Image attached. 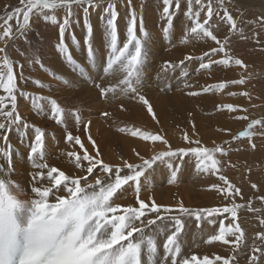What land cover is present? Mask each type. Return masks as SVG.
<instances>
[{"label":"snow or ice","instance_id":"obj_1","mask_svg":"<svg viewBox=\"0 0 264 264\" xmlns=\"http://www.w3.org/2000/svg\"><path fill=\"white\" fill-rule=\"evenodd\" d=\"M120 2L123 4L124 0ZM116 3L117 0H19V6L11 11L6 9L5 14L0 16V92L3 93L0 95V133H4L0 135V141L3 142L0 159L7 162L6 168L0 164V264H238L236 256L246 239L238 214L242 208H247L249 212H258L260 209L254 208L251 200L246 204L237 203V197L243 199L242 190L223 174L226 162L222 158L228 156L231 151L224 145L247 138L249 145L254 149V129L257 126L264 129V119H251L243 131L232 135L231 141H213V147L201 143L192 120H189L191 133L181 130L180 136L181 141L188 147L173 148L166 135L138 127H117L116 132L137 138L153 148L158 144L162 146L163 150L153 151L148 158L142 155L138 148L132 147L131 152L139 163L130 162L123 156L117 163L105 162L96 140L90 134L91 121H88L83 123V132L87 135L91 152L80 135H74L71 131L65 132V143L71 147L62 150L60 154L80 172L66 174L45 160V131L26 121L18 112V98L30 99L31 107L37 116L54 120L57 125L64 124L65 110L56 99L28 93L19 87L20 83L28 84L23 75L24 64L11 59L9 50L12 49L25 57L29 67L38 65L52 81L71 87L70 79L47 68L42 62L39 55V41L42 38L39 32L36 33L37 43L34 50L33 41L28 39L27 34L32 31L33 18L36 23L43 21L45 25L57 27L58 41L54 46L57 54L65 65H70L71 69L83 78L87 69L73 58L67 43L70 39L73 47L80 45L73 26H80L82 21V42L89 66L99 61L102 79L119 77L116 83L108 86L95 84L100 96L107 99L109 94L116 96L119 92L130 102L146 108L151 119L159 123L152 104L139 91L142 87V70L146 64V45L150 38L144 20L143 0L140 12L136 11L133 0H127L122 29ZM231 3L232 0H162L164 38L170 37L176 27L175 19L182 6L186 5L183 15L190 24L182 22L180 42L188 43L192 39L213 44L200 56L185 55L177 63L165 61L161 67L163 74L175 73L180 69L183 76L187 77L188 72L184 71L186 62L192 61H198V67L195 69L197 73L206 72L209 76L212 75L214 66H221L227 71L233 67L247 69L245 62L232 54L230 45L233 37L249 39L245 36L244 28L240 27L241 24L258 23L264 27V15L257 17L255 21H244L231 14ZM101 4L105 5L99 13L105 55L98 58L93 47L95 30L91 13L98 10ZM77 10L82 16L78 15ZM61 11L62 18L58 16ZM14 20L15 28L12 23ZM224 27L226 34L221 38L218 33ZM257 36L258 33H252V39ZM18 41L28 45L27 55L18 47ZM14 67L21 70L19 79ZM246 83L247 78L242 71L239 78L207 84L199 91H188L186 95L226 92L228 96H247L250 100L251 96L247 92L228 91L231 87L243 86ZM31 84L39 89L53 88L52 83H44L39 79H32ZM184 87L191 88L192 85L185 83ZM119 107L121 111H128L124 104ZM216 108L217 111L227 110L228 113L248 111L247 108L233 104H221ZM72 115L79 131V114L73 112ZM100 115L107 119L113 116L110 111H102ZM235 118L245 121L249 119L247 115ZM21 129H31L33 133L27 145V160L33 169L28 173L32 181V198L26 201L19 199L16 194L21 191V186L10 179L14 171L12 154L18 152V149L10 144L7 133ZM260 134L264 135V132ZM188 156L195 159L197 173L217 177L218 182L209 185V190L217 192L228 203L222 206L190 208L186 207L182 200L177 201L173 207L160 205L153 198H149L150 202L141 198V178H147L146 174L157 162L171 170L169 183H174L182 162ZM227 166L236 167L231 163ZM97 171L101 175H96ZM92 177L95 179L92 180ZM126 185H135V206L114 203L116 196ZM251 188L258 190L256 183H252ZM258 199L264 203V196ZM212 217L223 218L218 220V231L204 242L209 245L214 242L230 245L232 255H213L211 258L208 255H183L181 239L186 219L200 222ZM259 224L264 226V218L259 219ZM161 237H164L162 256L159 255ZM256 239L264 242V232L256 233ZM247 259L248 264H259L260 260L264 259V247L254 245Z\"/></svg>","mask_w":264,"mask_h":264},{"label":"bare ground","instance_id":"obj_2","mask_svg":"<svg viewBox=\"0 0 264 264\" xmlns=\"http://www.w3.org/2000/svg\"><path fill=\"white\" fill-rule=\"evenodd\" d=\"M256 2L258 3V1ZM126 3L127 0H124L123 4L120 0H117L116 3L117 11L120 15L121 29L123 28L124 16L127 12ZM147 3V6H144L143 14L150 38L146 45V64L142 70V82L149 83V85L145 90L143 87L142 89L145 92V97L152 104L159 123H156L151 119L146 108L138 103L130 102L119 92H117L116 96L109 94L107 99H104L103 97L101 98L99 89L95 87L96 82L102 86H108L109 84L116 83L119 77L102 79L101 77L103 74L99 61L96 64L89 66V62H87V53L84 51L82 44V21L80 26H73L76 38L80 40V45L78 47H73L71 43L69 47L73 50V58L87 69L83 74V78L72 70L70 65H65L62 58L57 54L54 47L58 41L57 27L49 24L50 27L53 28L52 32H49L42 21V25L44 24L42 32L45 38V40L42 41L39 52L42 62L47 68L58 74L65 75L70 79L72 81L71 87H66L63 84H58L57 82L52 81L46 72L41 70L38 65L29 67L24 57L17 55L18 58L17 56L15 58V61L24 64L23 75L28 80L27 85L20 83L19 87L25 89L26 87H30L27 88L28 90L24 91L32 94H35L33 92L36 91L39 92L38 94L56 99L65 110L64 122L66 124L65 128H67L66 131H71L74 135H80L82 141L85 142V145L90 152L91 145L87 143V135L83 132V123L91 121L89 126L90 134L92 138L96 140L105 162L117 163L119 162V158L123 156L130 162L139 163L140 161L131 152L132 147L138 148L141 154L146 158L150 157L153 154V151L163 150L162 146L159 144L156 148H153L150 144L139 141L137 138L116 132V128L120 126L138 127L145 131L166 135V138L172 144L173 148H177L183 146L188 147V145L181 141L180 135L177 134L176 136V133L180 132L178 130H187L191 133L189 120H192L196 125L198 138L201 140V143L204 146L212 147L214 146L212 143L213 141L216 143H222L225 139L227 140V137L243 131L242 128H244L251 119L262 116V114H259V110L256 109L250 113V115L248 114L249 116L247 115L249 118L248 121H244V123L235 129H232L231 127L227 128L226 125L230 126L231 118L233 117H231V114L228 113L227 110L217 111L216 108L217 105L227 104L228 100H230L228 99L226 92L206 93L198 96H188L186 93L188 91H199L203 86L214 82H223L227 79L239 78L240 73L243 71V74L247 78V83L243 86L231 87L228 91H246L251 94L250 100L248 97L247 99H242L241 97L242 103L248 104V107H251L250 105H253L256 100L259 102L264 99L261 95L262 93L264 96V89H260L256 86L262 81L256 73H258L264 66V64H262L264 63V27H261L258 23L252 25L241 24L240 27L244 28L245 36L249 37V39L241 40L238 37H233L232 39L230 45L232 54L237 58H241L245 62L248 66L246 70L233 67L232 70L227 71L221 66H214L213 73L209 76L206 72L197 73L194 70L196 67L192 68L193 63L186 62L184 71L188 72L189 76L184 77L180 69H177L175 73L169 72L165 75L161 72V67L165 61L177 63L179 60L183 59L185 55L190 54L200 56L204 51H207L209 47L213 46V44L212 42L205 43L204 41H195L192 39H190L188 43L180 42L182 39L180 31L182 22L186 25L190 24L183 15L186 5L182 6L179 15L175 19L176 27L172 34L169 38H164L162 35L164 22L161 20V11L163 8L162 0H148ZM252 3H254V1ZM257 3H255V5ZM2 5L3 3H0V7ZM133 5L137 12H140L141 0H133ZM104 6V4H101L98 10L91 13V22L95 30L93 47L96 50L98 58L103 57L105 53L101 25L99 23V13L103 10ZM229 7L232 12V9L235 6L230 4ZM77 12L78 15L82 16V13L79 10H77ZM245 14L247 15L248 13L242 11L240 18H243V15ZM258 14L259 13L257 12L250 15L252 16L251 21H255V19L259 17ZM58 16L62 18L63 13H59ZM237 16L238 13H235L234 17ZM201 19H203V17H201ZM35 24V18H33L32 25L35 26ZM253 32L258 33V36L255 39H252ZM218 34L223 38L226 34V27L221 28ZM122 37L123 31L121 30V40L123 41ZM14 71L19 79L20 68L14 67ZM31 79H39L44 83H52L53 88L51 90L39 89L34 85L31 88ZM144 83H142V85H144ZM185 83L192 85V87L185 88ZM166 86L169 88H165ZM161 89L164 90L162 91ZM2 94L3 93L0 92V95ZM236 101L239 104L238 100H235L234 103H236ZM110 103L115 106H112ZM121 104H124L128 108V111H121L119 107ZM105 106L107 107L106 111H110L113 114L111 119L100 116V113L104 110ZM71 111L79 114L81 119L79 131H77L75 117L72 115ZM200 111L204 112L205 115L210 113V116L202 114L201 116L199 114ZM18 112L29 123L41 126L42 129L44 128L46 131L51 130L52 134H54V139L49 138L48 135L45 137L47 141V154L45 158H48L49 164L60 168L65 171L66 174H80L79 170L74 169V166L69 163L65 156H62L56 151L57 149L64 150L70 149L71 147L63 141V132L65 130L63 129L64 131L62 132L60 126L47 117L37 116L34 109L31 107V101H25L18 98ZM189 113H191V116H189ZM173 127H176L177 130H173ZM214 127L217 128L215 129L216 131L213 130ZM218 129H224L226 131H218ZM228 129H231V131L229 132ZM27 132L31 135L29 130H27ZM225 132L228 133L226 134ZM261 132H264V129ZM261 132L257 131L252 137V141L255 144L254 149L248 145L247 138L236 141L232 152L228 155V163L232 164L235 163L236 160L241 159L243 161L246 160L245 164L248 163V160L250 159L254 160V164L261 162L259 161V158H261L262 155L264 157V135H261ZM25 133L26 130L23 129L22 131L11 130L7 134L9 136L10 144L18 149V152L12 154V166L14 171L10 176V179L21 186V191L16 194L19 199L26 201L32 198V181L28 173L33 171V169L25 158ZM3 134L4 133H0V135ZM2 148L3 142L0 141V149ZM193 161H195L193 157H185L174 183H169L171 170L166 165L157 162V164L153 166V169L149 170L146 174L147 178H141V198L146 202H150L149 198H153L156 203L160 205L173 207L176 205L177 201L182 200L184 205L190 208L222 206L224 203H228L227 201H224L217 192L209 190V185L218 182L217 177L204 173H197L195 171V164L192 163ZM174 163L180 162L174 161ZM0 164H3L5 168L7 167V162L3 159H0ZM256 167H258V164ZM225 170L226 168L224 167L223 174L227 175L228 178L242 190L243 199L237 197V203L246 204L251 200L253 207L260 209L256 215H254L253 212L247 211V208H242L238 214L239 222L245 230L246 239L245 244L242 245L241 250L236 256V259L238 264H248L246 258L251 254L252 247L254 245L264 247V242L256 239V233L264 232V226H260L259 224V219L264 218V203L258 199V197L264 196V172L262 168L259 170H250L248 177L243 176V174L237 176L239 177L237 178L232 167L228 169V173ZM96 175H101V173L97 171ZM91 179L94 180L95 177H92ZM252 183L257 184L258 190L251 188ZM126 187L116 196L114 203L123 206L129 204L135 206V190L132 188V185ZM129 187L131 193H127V191L129 192ZM60 194L63 195L64 193ZM222 218L223 217L215 219L212 217L209 220H203L200 222L196 221V223L195 220L191 218L186 219L185 230L181 239L182 254L185 256L196 254L200 257L208 255L210 258L213 255H221L224 257L232 255L230 245H223L220 242H214L209 245L204 242L210 235L215 234L218 231V220ZM191 221L193 222L190 223ZM201 223L203 224L201 225ZM225 223H227V221H225ZM163 239L164 237H161L159 240L161 245L159 250L160 256L163 255ZM259 264H264V259L260 260Z\"/></svg>","mask_w":264,"mask_h":264},{"label":"rangeland","instance_id":"obj_3","mask_svg":"<svg viewBox=\"0 0 264 264\" xmlns=\"http://www.w3.org/2000/svg\"><path fill=\"white\" fill-rule=\"evenodd\" d=\"M5 1V2H4ZM147 1L148 0H143V3H144V6H147L146 4H148L147 3ZM237 1V2H236ZM247 1V2H246ZM250 1V2H249ZM254 1V3H252ZM256 1H258V3L256 2ZM141 2H142V0H141ZM234 2V3H233ZM0 3L2 4L3 3V5L0 7V16H3L4 14H5V11H6V9L8 10V11H11L12 9H14L15 7H17V6H19V0H0ZM252 3V4H251ZM255 3H257L256 5H255ZM232 5H234L235 7L232 9V12H231V14L234 16L235 15V13H238V16L237 17H240L241 15H242V11H244L245 13H248L247 15L245 14V15H243V18L241 17V19H245L244 21H248V19H249V21H251L252 19H251V17L252 16H250V15H252V14H255V13H259L258 15L259 16H262V15H264L263 13H264V0H232V3H231ZM258 5V6H257ZM262 7H263V9H262ZM136 9V8H135ZM239 9V10H238ZM246 10V11H245ZM250 10V11H249ZM137 11V10H136ZM238 11V12H237ZM241 11V12H240ZM255 11H257V12H255ZM59 13H63L62 11L61 12H59ZM58 13V14H59ZM250 13H252V14H250ZM13 23V27L15 28V20L12 22ZM46 27H47V29H48V31L49 32H52V29L53 28H51L50 27V25L48 24V25H46ZM50 27V28H49ZM43 29H44V24L42 25V21H41V23L39 22V23H36L35 24V26L34 25H32V31H30L27 35H28V39L29 40H31V41H33V50L35 49V47H36V43H37V36H36V33L37 32H39V35H40V37L42 38V40L41 41H39V47L41 46V44H42V41H44L45 40V38H44V36H43ZM48 32V33H49ZM57 33H58V30H57ZM46 37V36H45ZM57 37H58V34H57ZM122 39H123V37H122ZM69 44H68V46L72 43L71 42V40L69 39L68 41H67ZM18 43V47L21 49V50H23V51H25V53H26V55H27V53H28V45L27 44H25L23 41H18L17 42ZM121 43H122V40H121ZM83 44V43H82ZM70 48V50H71V54H72V48L71 47H69ZM168 48V47H167ZM84 51H85V49H84ZM9 53H10V58L11 59H13L14 61L16 60L15 58H16V56L17 55H19L18 53H16L15 51H13L12 49H10L9 50ZM104 55H105V53H104ZM20 56V55H19ZM72 56H73V54H72ZM22 57V56H21ZM74 57V56H73ZM17 58H18V56H17ZM25 58V57H24ZM19 62V61H18ZM20 63V62H19ZM191 63H193V65H192V68L193 67H197L198 66V61H192ZM262 64H264V63H262ZM196 69V68H195ZM194 69V70H195ZM255 69H257V68H255ZM262 70V71H261ZM191 73H192V71H191ZM264 66L260 69V71L258 72V73H256V75L259 77V78H261L262 79V81L261 82H259L256 86L257 87H259L260 89H264ZM256 75H254V76H256ZM189 76V75H188ZM256 76V77H257ZM153 78V77H152ZM32 80V79H31ZM98 82H96V84H97ZM142 83H144V82H142ZM214 83H217V82H214ZM146 85V86H145ZM148 85H149V83L147 84L146 82L144 83V85H142V87L144 88V90L146 89V88H148ZM179 85H182V84H179ZM32 86L33 85H31V88H32ZM142 87H140L139 88V91L143 94V95H145V92H144V90L142 89ZM27 88H30V87H26V89L25 88H21V89H23V90H28ZM165 88H169L168 86H166ZM33 90V89H32ZM243 90H245V89H243ZM236 92H246V91H236ZM33 93H35V95H41V94H38L39 92H33ZM261 95H262V98H264V96H263V94L261 93ZM250 96H251V94H250ZM46 97H49V96H46ZM241 97H242V99H247V96L245 97V96H228V99H230V100H228V102H227V104H233V105H236V106H239V107H241V108H247L248 109V111H247V113H244V112H236V113H230L231 114V117H233V118H231V123H230V126H227L226 125V127L227 128H229V127H231L232 129H235L236 127H238V126H240L242 123H244V121L245 120H239V119H236L235 117H237V116H242V115H250V113H252L254 110H256V109H258L259 111V114L261 115L262 114V116H260V117H255V118H253V119H264V99H262L261 101H259L258 102V100H256L255 101V103L253 104V105H250L251 107H248V104H246V103H242V99H241ZM102 98V97H101ZM237 98V99H236ZM21 99H23V100H25V101H30V99H25V98H21ZM235 100H238L239 101V104L237 103V101H236V103H234V101ZM241 100V101H240ZM241 102V103H240ZM46 103V102H45ZM263 103V104H262ZM111 104V103H110ZM256 104V105H255ZM112 106H115L114 104H111ZM106 109H107V107L105 106V108H104V110L103 111H106ZM72 113H73V111H71ZM199 114L201 115H205V113L204 112H199ZM210 113H208V114H206L207 116L209 115ZM201 115V116H202ZM205 115V116H206ZM233 115V116H232ZM248 115V116H249ZM101 116V115H100ZM210 116V115H209ZM55 124H56V122L54 121V120H52ZM230 122V121H229ZM33 124V123H32ZM34 125H36V124H34ZM65 122H64V124H61V125H59L60 126V128L62 129V132L64 133V135H65V132H66V130H67V128H65ZM36 126H38V125H36ZM246 126H247V124L244 126V128H242V130H244L245 128H246ZM39 127H41V126H39ZM42 128V127H41ZM64 129V130H63ZM173 130H175L176 129V127L174 128H172ZM215 129H217V128H215L214 127V129L213 130H215ZM23 130V129H22ZM22 130H20V131H22ZM27 130H29L30 132H31V135H29L28 134V132H27ZM26 130V133H25V135H24V140H25V144H24V146L26 147V152H25V158L27 159V152L29 151L28 150V147H27V145L30 143V141H31V139H32V137H33V133H32V131H31V129H27ZM43 131H45V133H46V136L48 135V137L49 138H52V139H54V134H52V131L51 130H45L44 128L42 129ZM177 130V129H176ZM212 130V129H211ZM212 130V131H213ZM263 129H261L259 126H257V128L256 129H254V133H256L257 131L258 132H261ZM13 131V130H12ZM178 131H180V132H178V133H176V136H177V134L178 135H180L181 136V134H182V131L181 130H178ZM216 131V130H215ZM228 131L230 132L231 131V129H228ZM226 134L228 133V132H225ZM254 136V135H253ZM64 138V137H63ZM231 138H232V135L230 136V137H227V140H229L230 139V141H231ZM241 139H245V138H241ZM226 140V139H225ZM63 141L65 142V140L63 139ZM213 143V142H212ZM252 143H253V141H252ZM236 144V141H232V143L230 144V145H224V147L225 148H230L231 149V151H229V154L232 152V149H233V147H234V145ZM248 145H249V143H248ZM250 146V145H249ZM183 147H185V146H183ZM213 147V146H212ZM46 148H47V141H46V138H45V150H44V155H45V157H46V154H47V152H46ZM65 150V149H64ZM59 154L61 153V149L59 150V149H57L56 150ZM56 152V153H57ZM228 154V155H229ZM227 158H228V156H226L225 158L223 157L222 159H224L223 161H225L226 163H225V168H226V172L228 173L229 172V170L228 169H230V167H228L227 166V164H228V161H227ZM260 160L259 161H261V162H258V163H256V164H254L253 162H254V160L253 159H250V160H248V163H246L245 164V161L246 160H236V162L235 163H232L233 165H235L236 167H232V170L235 172V175H236V177L237 176H241V175H243V176H246V177H248L249 176V171L250 170H259L260 168H262V170H263V172H264V157H263V155H262V157L261 158H259ZM45 160L49 163V160H48V158H45ZM250 161V162H249ZM242 162V163H241ZM193 164H195V161H193L192 162ZM191 163V164H192ZM240 164V165H239ZM258 164V167H256V165ZM255 165V166H254ZM251 168H253V169H251ZM243 169V170H242ZM237 171V172H236ZM248 174V175H247ZM251 177V176H250ZM259 177H261V176H259ZM237 178H239V177H237ZM126 186H128V185H126ZM126 186H124V188L126 187ZM127 188V187H126ZM132 188L135 190V185H132ZM127 193H131V191H130V187H129V192L127 191ZM133 194V193H132ZM225 204V203H224ZM219 206V205H218ZM258 212H253V214L254 215H256ZM215 219L217 218V217H214ZM193 220H195V219H193ZM193 221H191L190 223H192ZM195 223H196V221H195ZM203 223H201V225H202ZM251 255V254H250ZM247 259V258H246ZM248 260V259H247ZM262 260V259H261Z\"/></svg>","mask_w":264,"mask_h":264}]
</instances>
